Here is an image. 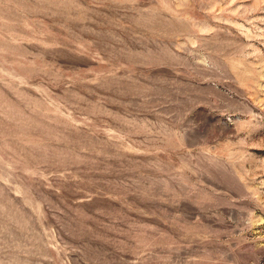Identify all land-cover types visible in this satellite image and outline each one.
<instances>
[{
    "label": "rangeland",
    "instance_id": "1",
    "mask_svg": "<svg viewBox=\"0 0 264 264\" xmlns=\"http://www.w3.org/2000/svg\"><path fill=\"white\" fill-rule=\"evenodd\" d=\"M0 264H264V0H0Z\"/></svg>",
    "mask_w": 264,
    "mask_h": 264
}]
</instances>
